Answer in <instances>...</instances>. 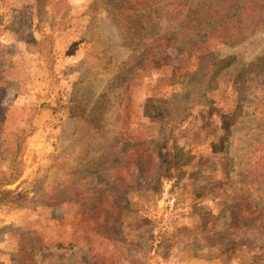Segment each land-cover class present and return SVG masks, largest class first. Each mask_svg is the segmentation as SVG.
I'll return each instance as SVG.
<instances>
[{"label":"rangeland","instance_id":"1","mask_svg":"<svg viewBox=\"0 0 264 264\" xmlns=\"http://www.w3.org/2000/svg\"><path fill=\"white\" fill-rule=\"evenodd\" d=\"M243 2L187 0L190 17L173 19L160 0L130 47L113 9L128 0H0V151L23 138L0 264L261 258L264 246L229 234L237 220L254 226L239 197L264 210V0L239 39L209 41L218 57L236 54L217 88L191 74L207 63L198 43ZM168 32L178 36L161 41ZM183 46L198 51L187 60Z\"/></svg>","mask_w":264,"mask_h":264},{"label":"trees","instance_id":"2","mask_svg":"<svg viewBox=\"0 0 264 264\" xmlns=\"http://www.w3.org/2000/svg\"><path fill=\"white\" fill-rule=\"evenodd\" d=\"M160 0H128V5H114V16L117 20V25L122 32V35L130 47H136L138 41L136 39V29L137 27H142V17L145 16L149 18L153 14H156L155 10L151 11V8L154 7V3L159 2ZM170 5V13L169 15L173 19H179L181 17H190L192 13V9H187V0H168ZM39 2V0H38ZM255 4L252 3V0H244L243 5L238 9L237 13L233 16H229L225 20H221L215 24L212 28L211 32L206 35L198 44H209V41H214L215 44L217 43H224L226 41H233L239 39L242 34L247 31L248 29L254 27L256 24V20L252 18L250 13L252 12ZM40 5L37 3V8ZM219 11V10H217ZM216 12V11H215ZM196 14V13H195ZM246 21V22H245ZM248 23V24H247ZM143 28V27H142ZM55 23L52 24V32H54ZM175 35L178 36L174 32H168L161 35V41H169L170 36L167 35ZM159 40V38H158ZM173 44V43H172ZM197 44V45H198ZM177 45V44H173ZM197 45L193 46L194 49ZM192 48L183 46L180 47V53L187 58L190 59L191 56L196 55L198 50H192ZM106 62L103 64L104 68H107L108 63L110 62V57L106 56L107 54L104 53ZM206 57V66L203 68L202 71L196 70L191 74H199L202 75L204 80V85L206 86L207 90H212L217 88L218 86V79L221 77L223 71H225L235 60L236 54H228L224 57H218L214 52L211 50V44L206 46V53L204 55ZM103 59V58H102ZM192 81V80H190ZM3 82L0 83V91L3 88ZM0 103V112L2 113ZM175 118L170 119V121H174ZM1 123V121H0ZM24 129L21 130V133ZM1 132V128H0ZM28 135V132H27ZM26 136V134H24ZM23 136V137H24ZM22 139L19 138L16 140L15 145L13 148L8 149L7 146L4 147L0 151V160L1 163L4 164V169L10 170V172L6 173L3 170L1 171L0 176V206L3 204L5 199L9 195V191L6 190L4 187L8 184H12L17 181L21 175L22 168L20 166V161H18V156L22 144ZM8 154V155H7ZM163 169V168H162ZM161 169V170H162ZM260 198V197H259ZM240 201L244 202L247 207L252 212L251 218H253L252 222L254 226H248L247 223L244 221H238V224L235 228L231 229L233 232L229 234V242L232 241H239L245 247H256V246H264V210L263 206H259L262 204L261 201L257 203H251L247 200V198L239 197ZM259 203V204H258ZM263 205V204H262ZM217 229V225L215 222L208 220L206 221V233L212 234ZM72 244H68L67 246H63L61 242H56L53 246L57 248L62 247H70ZM48 245H42L38 249L47 248ZM251 264H264V249L262 252V256L259 260L253 261Z\"/></svg>","mask_w":264,"mask_h":264}]
</instances>
